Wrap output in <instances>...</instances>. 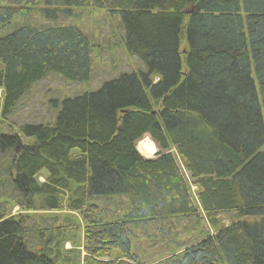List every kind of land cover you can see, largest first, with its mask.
Wrapping results in <instances>:
<instances>
[{"label": "trees", "instance_id": "1", "mask_svg": "<svg viewBox=\"0 0 264 264\" xmlns=\"http://www.w3.org/2000/svg\"><path fill=\"white\" fill-rule=\"evenodd\" d=\"M41 3L52 20L76 7L119 15L123 42L145 70L63 99L53 123L0 136V151L15 152L22 209L66 208L83 221L75 247L62 252L58 240L55 258L29 245L30 215L0 212V264H60L62 255L72 264L82 254L83 264H142L130 224L199 208L214 227L222 213L238 218L173 264H264V0H0V29ZM94 56L75 25H24L0 38V116L50 73L90 81ZM145 135L161 149L154 158L137 148ZM140 147L157 150L151 139ZM112 195L129 207L106 220L91 199Z\"/></svg>", "mask_w": 264, "mask_h": 264}, {"label": "rangeland", "instance_id": "2", "mask_svg": "<svg viewBox=\"0 0 264 264\" xmlns=\"http://www.w3.org/2000/svg\"><path fill=\"white\" fill-rule=\"evenodd\" d=\"M44 7V3H41L28 16H16L10 23L3 25L0 29V38L24 25L37 28L75 25L94 45L95 56L91 79L83 83L73 82L59 74H48L23 96L11 116L6 119L0 116V136L14 134L18 131V127L24 124L53 123L59 112V103L63 99L97 90L103 83L116 79L122 74L145 70L142 61L130 53L123 42L125 30L119 15H112L107 9L76 7L70 10L68 15H60L56 20H52L44 17V12L41 10ZM182 49H187L185 43ZM155 80L158 78L156 77ZM258 92L261 97L260 91ZM3 96V89L0 88V99ZM53 101L58 103L57 106ZM145 139H151L155 143L157 150L153 155H147L146 149L140 147V142ZM137 148L145 158H154L161 151L150 135L140 139ZM14 157L13 150L0 151V212L5 211L16 217L30 215L31 219L25 223L29 245L36 252L47 251L46 248L49 247L52 256L58 258V250L56 251L58 240L61 242L62 252L75 247L71 237L78 238L79 234L82 235L77 228L78 225L83 228L82 218L79 213L66 208L58 211L23 210L19 205L22 195L16 190L13 181ZM47 176V171L43 170L38 175V179L44 182ZM193 186V189H198L196 185ZM193 195L195 196L194 193ZM91 202L103 209L101 217L106 220L122 215L129 207L126 197L119 195L94 196ZM199 211L201 214L198 216L179 215L130 224L132 251L138 255L139 261L142 264H173L175 257L183 249L209 235L216 234L219 229L238 218L237 212L222 213L219 215V226L214 227L204 211L201 208ZM83 256L84 254L81 261L76 259L72 264H83ZM58 260L60 264H67L63 255Z\"/></svg>", "mask_w": 264, "mask_h": 264}, {"label": "built area", "instance_id": "3", "mask_svg": "<svg viewBox=\"0 0 264 264\" xmlns=\"http://www.w3.org/2000/svg\"><path fill=\"white\" fill-rule=\"evenodd\" d=\"M194 187V186H193ZM194 191L196 190V189H193Z\"/></svg>", "mask_w": 264, "mask_h": 264}]
</instances>
